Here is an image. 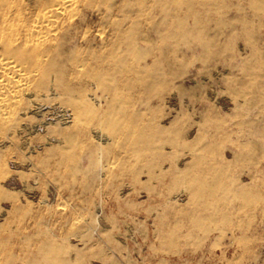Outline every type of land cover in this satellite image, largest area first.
Returning <instances> with one entry per match:
<instances>
[{
	"label": "rangeland",
	"instance_id": "374dc122",
	"mask_svg": "<svg viewBox=\"0 0 264 264\" xmlns=\"http://www.w3.org/2000/svg\"><path fill=\"white\" fill-rule=\"evenodd\" d=\"M256 1L218 0L220 15L213 16L201 10L205 0H112L115 16L107 21L102 19L110 12L106 0H71L73 5L59 18L76 21L83 12L85 24L75 36L72 33L69 46L84 58V68L93 65V54L103 58L99 69L121 65L124 73L114 76V84L130 89L119 98H133L138 107L145 104L153 111L146 119L154 118L157 124L169 123L166 115L176 104L183 115L182 132L189 131L190 141L198 140L199 149L207 146L216 173L231 163L229 173L239 180L240 188L260 198L259 203L238 209L242 202L233 200L225 209L229 223L204 219L201 225L208 230L204 233L193 227L182 194L169 198L170 188L163 185L168 179L164 183L152 179L148 187L154 193H147L146 184H135L131 173L116 169L103 181L90 182L88 191L81 175L75 180L59 166L58 154L50 158H45L44 150L27 154L28 143L32 147L39 139L0 137V185L17 199L14 209L11 199L0 201V215L8 214L0 216L4 229L0 264L3 254L19 252L17 239L7 241L8 234L27 235L38 224L72 242L68 255L75 258L79 253L76 264H264V13L251 9ZM180 23L183 26L177 29ZM163 57H168L167 65L160 64ZM66 72L69 84H82L91 95L101 96L74 70L68 67ZM157 74L165 82L154 83L146 102V90L138 82ZM173 76L181 78L172 80ZM162 95L166 100L161 103ZM100 105L104 107L102 100ZM117 152L113 148L108 158H115ZM83 154L77 149L75 160L86 168V160H80ZM233 155L238 157L235 162ZM158 195L164 196L162 206ZM156 215L162 219H155ZM86 227L93 230H89L92 236L76 239L74 235ZM155 231L172 234L173 243L154 238ZM160 243L170 250L163 251Z\"/></svg>",
	"mask_w": 264,
	"mask_h": 264
},
{
	"label": "bare ground",
	"instance_id": "6f19581e",
	"mask_svg": "<svg viewBox=\"0 0 264 264\" xmlns=\"http://www.w3.org/2000/svg\"><path fill=\"white\" fill-rule=\"evenodd\" d=\"M70 1L26 0L22 4L20 0H0V137L13 141L16 135H22L28 141L39 139L32 147L28 143L27 154L42 150L45 158L58 154L59 166L65 167L68 176L73 179L81 175L88 191L90 182L103 181L106 175L116 169L121 174L131 173L135 184L143 182L145 187L147 185V193H154V189L148 187L152 179L162 183L168 179V184L163 185L170 188L169 198L178 199L179 193L182 194L181 201L185 202L186 209L191 213L193 227L204 233L208 232L201 225L204 219L216 224L229 223L225 209L229 208L233 200L242 202L238 209L255 207L260 198L240 188L239 180L229 173L231 163L223 165L221 174H217L210 165L207 146L199 149L198 140L190 141V132H182L183 115L176 104H172L173 112L166 115L169 123L162 125L164 121H160L157 124L154 118L146 119L153 111L145 109V104L140 103L138 107L139 103L133 98H119L130 89L126 84H114V76L124 73L121 65L113 63L99 69L103 58L101 54L92 53L93 65L84 68L81 61L84 58L69 46V38L72 39V33L75 36L83 28L85 14L81 12L76 21L59 18L73 5ZM106 2L110 12L102 19L112 21L115 16L114 4L112 0ZM205 2L201 6L202 11L213 16L220 15L218 0ZM250 7L264 13V2L261 0ZM54 14L58 17L52 16ZM182 26L180 23L175 27L180 29ZM90 42L87 40L89 45ZM128 48L129 44L126 45ZM168 61V57H163L160 64L167 65ZM68 67L75 71L76 77L89 81L95 89H99L101 96L97 98V95H91L82 84H69V77L66 78ZM177 78L173 76L171 79ZM152 80L147 78L137 85L146 90V102L153 94L154 83L165 82L158 74ZM101 100L104 107L100 105ZM164 100L165 96H160L159 101L162 103ZM136 105L137 108H132ZM86 142L89 143L87 148L83 144ZM79 148L84 150L83 156L79 158L81 161L86 160V168L75 160ZM113 148H117L118 152L115 158L110 159L108 157ZM103 157L105 163L100 164ZM232 159L235 162L238 157L233 155ZM1 173L3 165L0 157ZM2 187L0 185V201L11 199L10 207L14 209L13 204L17 199L13 191ZM157 197L158 206L164 205L161 202L164 196ZM6 215L4 211L0 216L5 218ZM154 218L162 219L158 215ZM33 228L35 231L27 235L17 231L8 234L7 241L13 236L17 239L19 252L17 255L3 254L5 258H1V264L78 263L79 253H76L75 258H69L72 242L68 238H62L61 234L54 233L47 225L45 229L40 228L39 224ZM89 228L75 234V238L81 241L89 239L92 236L89 230L93 231ZM236 228L243 232L240 224ZM2 230L3 221H0V232ZM98 232L103 233L104 230L98 229ZM153 237L169 243L174 241L172 234L163 231H155ZM160 247L163 251L170 250L167 245L161 244Z\"/></svg>",
	"mask_w": 264,
	"mask_h": 264
}]
</instances>
